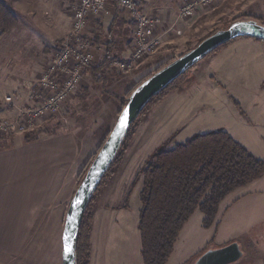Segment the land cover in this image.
I'll return each instance as SVG.
<instances>
[{
	"label": "rangeland",
	"instance_id": "374dc122",
	"mask_svg": "<svg viewBox=\"0 0 264 264\" xmlns=\"http://www.w3.org/2000/svg\"><path fill=\"white\" fill-rule=\"evenodd\" d=\"M48 6L44 5V8ZM13 10L17 26L1 41L3 50L15 57V46L34 39V31H38L42 39L49 38L44 40L45 42L38 39L35 43H30V46L35 45L36 54L39 53L38 50L47 48L49 51L51 47V55H53L56 42L68 32L72 19L62 13L60 6H51L52 21L49 23V30L47 28L44 31L42 24L47 22L43 19L39 24L22 5ZM194 18L197 21L191 23ZM244 20L264 25V0H216L204 8L198 7L194 15L186 19L190 35L181 44L178 43L180 46L170 48L167 45L166 48L169 49L167 55L143 60L127 73L113 65L112 68L109 63L102 68V72H99L100 76L95 79L89 70L87 73L84 72L80 85L74 88L73 93L68 96L58 112L43 116L35 125L24 131H10L8 135L0 134V140H8L5 142L10 143L16 137L30 140L59 132L74 131L77 138L83 141L84 147L96 145L94 152L79 171V176L105 141L123 103L139 82L154 73L163 63H169L195 47L214 31L225 29L235 21ZM96 30L95 27L92 28L93 39L96 34L103 37L101 39L103 41L107 39V36L104 37V30L100 33ZM121 31L119 34L124 38L123 34L126 32ZM237 43L240 45L234 47L231 59L216 68L218 72L211 78L212 83L200 86L196 93L192 92L190 96L182 94L185 99V105L182 107L184 112H180L182 109L179 110L181 95L177 93L182 90L187 72L182 77L181 81H183L179 87L168 89L169 92L166 91L155 99L133 122L124 146L119 152L122 157L113 165L114 172L105 174L87 206V216L93 214L95 210L100 211L96 223L93 264H143L137 230L141 180L137 183L136 181L139 178L138 172L154 151L171 149L197 134L223 130L251 154L264 161V41L239 37L230 40L227 44L233 46ZM94 51V61L89 67L91 70L98 68L104 59L102 48L101 50L95 48ZM117 52L116 50V54ZM108 73L112 76L110 80L112 82H108ZM105 78L106 85L101 82ZM123 78L130 80L128 79L120 90L119 85L124 83ZM7 97L10 96L5 97L6 102L11 103L12 99L7 101ZM26 105L27 103L21 104L17 108V113ZM0 118L12 120L14 117L0 115ZM203 121L209 127L206 128L204 125L199 127L198 124ZM83 172L79 177L77 176L74 190L65 206L61 232L55 230L53 226L44 228L35 237V243L29 245L24 254L13 262L14 264H61V234L65 215ZM252 189L254 198L258 196L259 200L256 208H251L254 218L257 219L251 235L253 237L256 235L258 244L251 247L247 236H238L240 238L235 242L241 243L239 246L243 255L229 264H264V175L228 194L219 205V211L223 212L224 208H229L236 198L241 197L243 193L244 195L251 193ZM245 205L247 208L252 207V204ZM238 209V207L234 208V212ZM232 216L233 211L230 219ZM219 222L217 217L211 226L204 227L202 213L198 209L195 210L183 225L166 264H193L206 251L224 246L218 244L221 242L219 235L215 236ZM3 264H12V261L4 260ZM90 264H92L91 255Z\"/></svg>",
	"mask_w": 264,
	"mask_h": 264
},
{
	"label": "crops",
	"instance_id": "0c3cea01",
	"mask_svg": "<svg viewBox=\"0 0 264 264\" xmlns=\"http://www.w3.org/2000/svg\"><path fill=\"white\" fill-rule=\"evenodd\" d=\"M2 1L10 9L12 8L14 15L15 11L13 8L18 9L19 5H22L24 10L33 15L39 24H41L43 19V21L47 22L42 24L44 31L47 28L49 30V23L52 21V19L50 20L51 6H60L62 13L67 18L68 16L69 19L71 18L68 10V0ZM183 1L185 0H142L141 10L160 18V23L155 26L154 33L170 48L180 46L178 43L181 44L190 35L186 19L183 20L178 17V7ZM44 5L49 6L44 8ZM48 14L49 16H47ZM114 18L116 19V24L123 28L116 27L114 32L112 30V34L117 38L116 43L119 47L121 46L117 50V56L118 58H126L132 46V34L124 14L110 2L103 13L91 19L90 22L93 27L98 22L105 32L104 36H107V29ZM196 21V18H194L191 23ZM127 29L128 31H125ZM10 31L0 33V43ZM120 31L126 32V34H123L124 38L119 34ZM37 32L34 31L36 38L34 37L32 40L30 39L23 44L15 46V57L11 56L9 52H5L0 44V115L2 116H15L18 111L17 108L21 104L28 102L31 89L27 84L35 85L39 71L42 69L41 67H43L46 60L51 58V47L49 51H47V48H43L41 51L38 50L39 53L36 54L35 45L32 46L33 44H31L30 46V43H35L38 39L45 42L44 40L49 38L44 37L42 39ZM23 36L25 35L23 34ZM238 45L240 44L237 43L233 46L226 44L217 52L200 60L187 71V78L181 88L182 90L177 93V95H181V102L179 103L181 108L179 110L185 105V99L182 94L190 96L192 92L196 93L200 86L212 83L213 80L211 78L215 77L214 74L218 72L216 68L231 59L234 47ZM168 50L166 48L160 55L151 56L145 60L167 55ZM107 78L109 79L108 82H112L110 81L112 76L109 73ZM123 79L124 83L119 85L120 90L128 82L129 78ZM101 82L106 85V78L102 79ZM6 96L11 97V103L6 102ZM180 112H184V109ZM198 125L199 127L203 125L206 128L209 127L204 121ZM5 141L8 140H0V264H3L4 260H11L12 264H14L13 262L24 254L27 247L35 243V237L44 228L53 226L55 230L61 232L64 209L68 198L74 190L78 173L94 152L96 145L84 147L83 141L77 138L74 131L59 132L29 141H24V139L18 137L10 143ZM258 200V196L254 198L252 189L251 193H246V195L243 193L241 197L236 198V202L234 201L229 208H224L223 212L221 210L218 212L216 218L218 217L220 222L216 227L215 233V236L219 235L221 239L218 244L226 245L234 242L240 238L238 237L240 235L248 237L251 247L255 246L254 244H258L256 235L254 237L251 235V230L257 222L251 208H256ZM245 204H252V207L247 208ZM237 207L239 209L234 212V208ZM245 208H247L246 211ZM232 211L233 216L230 219ZM99 212V210H95L92 214V264ZM53 216L54 219L52 220ZM181 232L182 230L179 235ZM237 243L241 244L239 241Z\"/></svg>",
	"mask_w": 264,
	"mask_h": 264
},
{
	"label": "trees",
	"instance_id": "16d2710c",
	"mask_svg": "<svg viewBox=\"0 0 264 264\" xmlns=\"http://www.w3.org/2000/svg\"><path fill=\"white\" fill-rule=\"evenodd\" d=\"M16 21L13 11L0 0V33L10 31L16 25ZM120 21L119 23H121ZM114 27H122L116 24L115 18L108 27L107 39L104 41L101 40L103 37L98 34L94 35L93 46L100 50L102 48L104 52V59L98 68L91 70L88 67L85 70V73L89 70L94 79L100 76L99 72H102V68L108 65L112 58L115 56L118 58L116 54V50H118L117 38L112 34ZM95 28L98 33L102 31V26L98 22ZM227 43L208 55L217 52ZM166 64L168 62L163 63L155 71ZM187 71L154 95L141 113H144L148 106L165 94L168 89L179 87L183 81L181 79ZM132 126L133 123L128 128L105 174L114 172L113 165L122 157L119 152L123 148ZM34 139L37 138L30 140ZM24 141L29 140L24 139ZM91 161L79 176L84 171L82 175L84 177ZM105 174L99 181L98 187ZM262 175H264V161L251 154L223 130L197 134L171 149L154 151L138 172L137 177L139 178L136 181L137 183L141 180L137 229L140 236V254L143 264H165L179 232L195 210L198 209L203 215L202 225L204 227L211 226L216 220L219 205L223 199L237 188L246 186ZM135 184L133 183V185ZM87 209L88 207L84 211L77 235L76 264H90L92 214L87 216Z\"/></svg>",
	"mask_w": 264,
	"mask_h": 264
},
{
	"label": "built area",
	"instance_id": "2783aa9c",
	"mask_svg": "<svg viewBox=\"0 0 264 264\" xmlns=\"http://www.w3.org/2000/svg\"><path fill=\"white\" fill-rule=\"evenodd\" d=\"M72 19L68 32L56 42L53 55L43 65L37 82L31 89L27 105L12 120L0 118V134L24 131L35 125L43 116L52 115L64 105L76 86H79L85 70L94 61L93 25L91 19L100 16L112 2L130 25L132 46L126 58H112L110 66L127 73L139 62L160 55L166 44L158 38L154 29L160 23L158 16L141 10L142 0H68ZM216 0H185L178 7L180 19L191 18L195 10L211 5ZM113 68V67H112ZM10 101V97L6 98Z\"/></svg>",
	"mask_w": 264,
	"mask_h": 264
},
{
	"label": "water",
	"instance_id": "95a60500",
	"mask_svg": "<svg viewBox=\"0 0 264 264\" xmlns=\"http://www.w3.org/2000/svg\"><path fill=\"white\" fill-rule=\"evenodd\" d=\"M239 37H250L264 41V25L248 20L235 21L225 29L217 30L202 39L195 47L152 73L131 91L113 128L93 157L69 202L61 234V264H76V240L87 204L119 149L128 128L140 115L144 106L167 84L193 67L210 52ZM125 110H127L126 115ZM122 118L123 123H121ZM65 245L70 246V252L65 253ZM242 255L239 244L234 241L220 248L206 251L193 264H229L240 259Z\"/></svg>",
	"mask_w": 264,
	"mask_h": 264
},
{
	"label": "snow or ice",
	"instance_id": "6c2138e0",
	"mask_svg": "<svg viewBox=\"0 0 264 264\" xmlns=\"http://www.w3.org/2000/svg\"><path fill=\"white\" fill-rule=\"evenodd\" d=\"M126 113H127V110H125V115H126ZM121 123H123V118H122V120H121ZM70 251H71L70 246L65 245V253L70 252Z\"/></svg>",
	"mask_w": 264,
	"mask_h": 264
}]
</instances>
